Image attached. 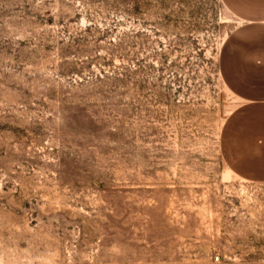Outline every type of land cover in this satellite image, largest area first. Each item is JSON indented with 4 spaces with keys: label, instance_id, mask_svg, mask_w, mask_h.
Segmentation results:
<instances>
[{
    "label": "rangeland",
    "instance_id": "obj_1",
    "mask_svg": "<svg viewBox=\"0 0 264 264\" xmlns=\"http://www.w3.org/2000/svg\"><path fill=\"white\" fill-rule=\"evenodd\" d=\"M237 24L221 0H0V264H264V181L220 149Z\"/></svg>",
    "mask_w": 264,
    "mask_h": 264
},
{
    "label": "crops",
    "instance_id": "obj_2",
    "mask_svg": "<svg viewBox=\"0 0 264 264\" xmlns=\"http://www.w3.org/2000/svg\"><path fill=\"white\" fill-rule=\"evenodd\" d=\"M221 2L238 24L222 45L220 73L239 99L221 130V155L237 176L264 181V0Z\"/></svg>",
    "mask_w": 264,
    "mask_h": 264
},
{
    "label": "built area",
    "instance_id": "obj_3",
    "mask_svg": "<svg viewBox=\"0 0 264 264\" xmlns=\"http://www.w3.org/2000/svg\"><path fill=\"white\" fill-rule=\"evenodd\" d=\"M216 258H218V257H216Z\"/></svg>",
    "mask_w": 264,
    "mask_h": 264
}]
</instances>
